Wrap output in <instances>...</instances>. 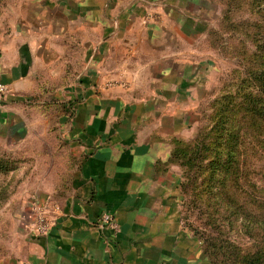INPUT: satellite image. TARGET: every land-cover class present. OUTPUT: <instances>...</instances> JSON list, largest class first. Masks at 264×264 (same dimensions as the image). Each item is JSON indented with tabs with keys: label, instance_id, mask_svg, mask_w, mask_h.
Returning a JSON list of instances; mask_svg holds the SVG:
<instances>
[{
	"label": "crops",
	"instance_id": "obj_1",
	"mask_svg": "<svg viewBox=\"0 0 264 264\" xmlns=\"http://www.w3.org/2000/svg\"><path fill=\"white\" fill-rule=\"evenodd\" d=\"M203 1L29 0L22 22L0 25V129L24 141L26 114L57 104L79 160L51 229L27 215L24 246L0 264H207L169 161L212 92Z\"/></svg>",
	"mask_w": 264,
	"mask_h": 264
},
{
	"label": "rangeland",
	"instance_id": "obj_2",
	"mask_svg": "<svg viewBox=\"0 0 264 264\" xmlns=\"http://www.w3.org/2000/svg\"><path fill=\"white\" fill-rule=\"evenodd\" d=\"M28 1L0 0V25H18L22 22L23 9ZM202 4L205 9L200 15V20L205 24L199 26V34L202 38L206 35L205 45L211 52L200 51V54H204L201 62L207 70L201 78L200 85L205 90L211 87L212 92L210 99L200 107L198 127L196 126L197 117L192 114L188 137L191 134L192 136L197 134L201 119L202 125L207 124L204 120L206 119L205 115L212 110L209 108L206 113L203 108L209 101L216 95L218 97L222 92L231 91L234 93L239 91L238 85L241 74L235 68L239 63L233 59L237 56L247 57V53L241 48L231 49L228 53L226 52L231 55L230 58H233L229 60L226 54L223 57L218 51L217 48L221 46L220 42L214 45L216 49L208 45L212 31L214 34L219 33L223 38L228 39L229 35L222 34L221 25H219L222 18L224 17L226 21L234 23L231 25L230 32L235 31L238 37L245 39L247 49H250L249 52L253 50L252 45L254 43L264 42V37L254 35L257 31H263L264 0H231V2H227V0H204ZM224 32L226 33L227 30L225 29ZM235 43L234 39L230 40L229 47ZM262 63L264 65V62ZM242 88L245 89L246 85H242ZM237 102L242 103L243 100L237 98ZM47 113L46 111L30 110L26 114V122L31 124L26 127L22 126L23 133H28V139L24 141L6 138V132L10 130L8 133L10 134L11 129L15 126L0 129V262L20 253L25 244L23 230L28 226L27 215L34 219L38 206H59V201L68 197L73 174L79 168V160L71 154L68 142L64 138L62 126L53 127L49 124L50 118L54 121L59 116L57 117L56 112V116ZM245 150L253 152L250 146H246ZM252 154L249 152V156ZM256 154L257 157L249 164V167L247 166L248 169L245 166L242 167L244 175H241L240 184L247 191H254L255 194H259V192L264 193V153L261 154V150L258 149ZM244 178L246 179L244 180ZM224 191L218 194L215 199V215L217 217L220 215L216 211H223L222 213L234 211L233 207L237 205L240 210L234 211L229 216L234 218L238 215L239 218L242 217L243 219L245 216L247 222L252 225V234H250L252 236L249 237L244 234L245 229L241 226L240 220L234 221L231 226L225 222L222 223L223 221H217L219 222L217 223V230L211 234L215 251H211L208 256L202 248L207 264H211L208 257L214 264H230L237 257L246 253H254L259 246L256 237L262 232L257 230L254 222L255 216H258L262 210L253 207L248 200H245L243 194L242 196L239 195L233 188ZM230 192L234 193L231 194ZM230 202L233 203L231 204L233 207L230 206ZM187 217L188 228L196 234L201 242V247H203V239L193 230L194 226L198 225L195 214L187 213ZM198 230V232L202 231L200 228Z\"/></svg>",
	"mask_w": 264,
	"mask_h": 264
},
{
	"label": "trees",
	"instance_id": "obj_3",
	"mask_svg": "<svg viewBox=\"0 0 264 264\" xmlns=\"http://www.w3.org/2000/svg\"><path fill=\"white\" fill-rule=\"evenodd\" d=\"M227 2H231V0H227ZM219 25H221L222 34L229 35L228 39L226 40L219 33L214 34L212 31L208 45L214 48V45L220 42L221 46L217 49L223 57L226 54L229 60L233 59L230 58L231 55L227 54L231 49L241 48L247 53V57L237 56L233 59L239 63L235 67L241 74L239 91L222 92L221 96L217 97L216 95L209 101L203 108L206 113L209 108L212 110L205 115L206 119L204 120L207 124L202 125L201 119L198 132L192 140L174 141L169 161L182 169L185 210L186 213L195 214L198 225L191 229L195 230L203 239L204 253L209 256L211 251H215L211 234L217 230V223H219L217 221H223L222 223L225 222L231 226L234 221L240 220L241 226L245 229L244 234L252 236L250 235L252 234V225L247 222L245 216L244 219L239 218L238 215L234 218L229 216L234 211L240 210L237 205L233 207L231 205L233 203L230 202L234 211H224V213L216 211L220 215L218 217L215 215L216 197L222 191L233 188L239 195L243 194L245 200H248L253 207L262 210L258 216H255L254 222L257 230L262 233L256 237L259 246L254 253H246L237 257L230 264H264V193L255 194L254 191H247L240 184L241 175H244L242 167H249V164L257 157L258 149L261 150V154L264 153V65L262 63L264 62V42L254 43L253 50L249 52L250 49H247L245 39L238 37L235 31L230 32L231 25L234 23L226 21L223 17ZM262 29V32L257 31L254 35L264 37V26ZM232 39L236 43L229 47ZM242 85H246V88L243 89ZM231 95L236 96L232 97ZM237 98L242 99L243 102H237ZM37 106L39 111H46L47 114L56 116L57 113V117L62 113L57 104L44 102ZM49 124L53 127L56 126L57 119L53 121L50 118ZM246 146H250L253 152L245 150ZM249 152L253 154L249 156ZM198 228L202 231L198 232ZM208 259L211 264H214L209 257Z\"/></svg>",
	"mask_w": 264,
	"mask_h": 264
},
{
	"label": "built area",
	"instance_id": "obj_4",
	"mask_svg": "<svg viewBox=\"0 0 264 264\" xmlns=\"http://www.w3.org/2000/svg\"><path fill=\"white\" fill-rule=\"evenodd\" d=\"M9 94L8 87L2 82L0 77V101L3 97ZM60 211L58 205L38 206V210L33 222V230L40 236L45 235L52 227L53 219L52 214H57ZM97 225H108L113 231L116 230V225L114 224L111 216L108 214H103L97 220Z\"/></svg>",
	"mask_w": 264,
	"mask_h": 264
}]
</instances>
